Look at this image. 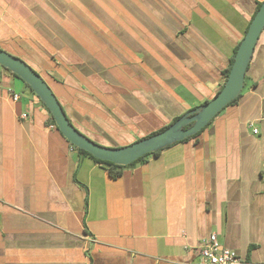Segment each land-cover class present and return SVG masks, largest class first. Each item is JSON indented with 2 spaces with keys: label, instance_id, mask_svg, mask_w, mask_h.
Masks as SVG:
<instances>
[{
  "label": "crops",
  "instance_id": "crops-1",
  "mask_svg": "<svg viewBox=\"0 0 264 264\" xmlns=\"http://www.w3.org/2000/svg\"><path fill=\"white\" fill-rule=\"evenodd\" d=\"M109 1L140 25L103 36L101 0H0V48L79 133L121 148L218 93L264 0ZM25 87L0 66V264H202L212 234L241 264H264V29L236 102L117 179L70 151Z\"/></svg>",
  "mask_w": 264,
  "mask_h": 264
},
{
  "label": "water",
  "instance_id": "water-1",
  "mask_svg": "<svg viewBox=\"0 0 264 264\" xmlns=\"http://www.w3.org/2000/svg\"><path fill=\"white\" fill-rule=\"evenodd\" d=\"M264 29V1L255 13L241 41L228 78L220 92L207 103L183 114L164 131L121 148L100 146L79 133L68 120L56 96L47 83L28 64L0 48V66L27 84L45 105L62 136L77 149L94 158L117 166H128L141 157L155 153L188 137L196 135L227 105L238 98L244 88L246 70L255 45ZM191 125L189 128L186 126Z\"/></svg>",
  "mask_w": 264,
  "mask_h": 264
},
{
  "label": "rangeland",
  "instance_id": "rangeland-1",
  "mask_svg": "<svg viewBox=\"0 0 264 264\" xmlns=\"http://www.w3.org/2000/svg\"><path fill=\"white\" fill-rule=\"evenodd\" d=\"M101 7L102 8H101L99 16H100V25H103V30L101 31L103 36H107V35L109 36V25H116L117 29L115 31V35H117V37L121 33V30L119 31V28L121 26H118V25H122V26L125 25L126 27L127 26L131 27L130 25H140L138 22H136L135 19L131 20L128 17L129 15L126 14L118 4L116 5L115 3H112L109 0H101ZM75 16L76 15H70V18L72 17L73 21H74ZM53 17H54L55 21H57V20L59 21L56 14H54ZM97 18H98L97 13L92 14L91 11L85 13V21L83 20V25H86V30H85L86 34L88 33L91 35V33H92L91 28H89L87 25H93V24L98 25L97 24ZM64 24H66V22ZM69 25H71V24H69ZM133 32H135V30H133ZM72 34H73V31H72ZM103 36H102V38H103ZM103 48H104V50H106V52H108V49H109L108 46L103 47ZM118 48H120V46H118ZM24 92L30 93V91L28 90L27 87H25Z\"/></svg>",
  "mask_w": 264,
  "mask_h": 264
},
{
  "label": "built area",
  "instance_id": "built-area-1",
  "mask_svg": "<svg viewBox=\"0 0 264 264\" xmlns=\"http://www.w3.org/2000/svg\"><path fill=\"white\" fill-rule=\"evenodd\" d=\"M10 96L13 101H18L19 99L17 94L10 93ZM22 117L24 118V116ZM70 151H73L71 145ZM198 249L202 264H241L242 262L234 251L221 248L214 234L202 240Z\"/></svg>",
  "mask_w": 264,
  "mask_h": 264
},
{
  "label": "trees",
  "instance_id": "trees-1",
  "mask_svg": "<svg viewBox=\"0 0 264 264\" xmlns=\"http://www.w3.org/2000/svg\"><path fill=\"white\" fill-rule=\"evenodd\" d=\"M260 5H261V3H259L258 5H257V8H256V12H257V10L259 9V7H260ZM255 12V13H256ZM255 15V14H254ZM254 17V16H253ZM233 62H234V58L232 59V61H231V63H230V65H229V68H228V70L226 71V76H225V79L227 80V78H228V74H229V71H230V69H231V66H232V64H233ZM26 63V62H25ZM5 69V68H4ZM6 71H8L12 76H14V77H16V78H18V79H20L19 77H17L15 74H13V73H11L9 70H7V69H5ZM35 71V70H34ZM36 72V71H35ZM37 73V72H36ZM38 74V73H37ZM21 80V79H20ZM22 81V80H21ZM23 82V81H22ZM25 84V83H24ZM25 86L34 94V92L31 90V88L27 85V84H25ZM222 89V88H221ZM220 89V90H221ZM220 90L218 91V93L220 92ZM217 93V94H218ZM216 94V95H217ZM215 95V96H216ZM214 96V97H215ZM238 98H236L232 103H234V102H236V100H237ZM41 102V101H40ZM59 102V101H58ZM207 103V102H206ZM41 104L45 107V105L41 102ZM45 109L48 111V109L45 107ZM64 111V110H63ZM49 112V111H48ZM65 113V112H64ZM49 114H50V112H49ZM181 116H178V117H175L168 125H166V126H164V127H162V128H160L159 130H157L156 132H154V133H151V134H149L148 136H146L145 138H147V137H150V136H152V135H154V134H157V133H160V132H162V131H164L166 128H168L170 125H172L176 120H178L179 118H180ZM50 120H51V123L54 125V126H56L55 125V122H54V119H53V117L51 116V114H50ZM211 122V121H210ZM210 124V123H209ZM208 124V125H209ZM191 125H188V126H186L185 127V129L186 128H189ZM203 130V129H202ZM201 130V131H202ZM200 131V132H201ZM200 132H198L196 135H194V136H191V137H188V138H186L184 141H187V140H190V139H193V138H195ZM142 139H144V138H142ZM142 139H140V140H142ZM140 140H138V141H140ZM137 142V141H136ZM135 143V142H134ZM71 145V144H70ZM72 147H73V150L74 151H77L78 153H80V154H82V155H86V156H89V157H91L95 162H97V163H99V164H101L105 169H106V171L108 172V174H109V176L112 178V179H117V178H119L120 176H121V174H122V171L124 170V169H127V168H130V167H133V166H135L136 164H138V163H140V162H142V161H144V159L147 157V156H149V155H157L161 150H159V151H157V152H155V153H152V154H147V155H145V156H143V157H141L140 159H138V160H136L135 162H133V163H131L130 165H128V166H117V165H114V164H112V163H110V162H106V161H101V160H99V159H96V158H94L92 155H90V154H88L87 152H85V151H83V150H80V149H77L76 147H74L73 145H71ZM166 148H168V147H166ZM165 149V148H164ZM163 150V149H162Z\"/></svg>",
  "mask_w": 264,
  "mask_h": 264
},
{
  "label": "bare ground",
  "instance_id": "bare-ground-1",
  "mask_svg": "<svg viewBox=\"0 0 264 264\" xmlns=\"http://www.w3.org/2000/svg\"><path fill=\"white\" fill-rule=\"evenodd\" d=\"M102 58H104V59H105V57H102ZM104 59H103V61H104ZM107 59H108V58H106V62L108 61Z\"/></svg>",
  "mask_w": 264,
  "mask_h": 264
}]
</instances>
